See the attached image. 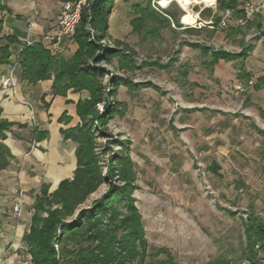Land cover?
Returning a JSON list of instances; mask_svg holds the SVG:
<instances>
[{
	"label": "rangeland",
	"instance_id": "374dc122",
	"mask_svg": "<svg viewBox=\"0 0 264 264\" xmlns=\"http://www.w3.org/2000/svg\"><path fill=\"white\" fill-rule=\"evenodd\" d=\"M216 7L215 1L191 3L196 21L190 24L178 0H114L105 37L94 40L99 52L116 50L110 62L96 64L103 78L102 100L94 109L100 115L112 104L118 111L103 124L93 121L88 147L104 181L73 214L110 184H123L116 176L122 165L111 156L124 155L130 160L128 195L147 239V263L156 261L152 255L159 248L176 264L240 258L251 213L264 220V130L256 125L264 113L248 91L253 81L243 74L248 55L250 62H264V35L258 41L264 25L213 29L212 15H221ZM243 49L246 57H240ZM216 51L230 58L213 63ZM111 76L130 84L111 94ZM71 91L79 93L75 127L82 124L76 102L88 99L90 91ZM109 167H115L114 177H107Z\"/></svg>",
	"mask_w": 264,
	"mask_h": 264
},
{
	"label": "trees",
	"instance_id": "16d2710c",
	"mask_svg": "<svg viewBox=\"0 0 264 264\" xmlns=\"http://www.w3.org/2000/svg\"><path fill=\"white\" fill-rule=\"evenodd\" d=\"M113 1L86 0L81 7L80 19L72 37L78 48L69 58L51 53L40 42L23 46L16 58L21 68V77L29 83L52 77V91L56 94H65L67 89L90 91L88 99L76 102V113L81 117L82 124L60 129L65 138H70L76 143V166L72 177L60 180L51 192L48 191L47 185L42 184L34 198L30 224L22 238L31 264H176L163 248L153 253L152 256H157L156 261L146 262L149 253L147 239L141 216L128 195L130 160L124 155L114 153L111 156L122 165L116 176L118 182L123 184H110L108 191L100 198L94 199L88 207L73 214L76 206L83 203L104 181L95 157L90 154L88 147L94 137L93 121L103 124L107 116L118 111L112 104L100 115L94 109V104L102 100L98 92L103 78V71L96 64L100 61L110 62L116 52L114 49L99 52L101 47L94 43V40L105 37L107 16ZM243 1L216 0V8L221 13L230 9L233 17L245 19L243 25L262 28L261 13L254 14L250 19L245 18L241 8ZM220 17L218 13L212 15L213 29H219L217 24ZM243 25L231 28L239 29ZM263 35L264 30L261 31V36ZM247 55V49L240 53V57ZM9 56L7 46L0 47V61H8ZM229 56L223 51H216L212 54V62L219 59L228 60ZM243 74L249 76L246 70ZM108 81L111 94L116 92L119 85L130 84L127 79L117 76H111ZM60 119L66 120V123L69 121L65 114ZM7 125V122L0 120V126ZM37 136L38 139L43 138V135ZM105 154L109 159L108 153ZM8 155L6 147L0 143V168L8 163ZM114 169L115 167L107 169V177L115 176ZM113 200L122 204L124 213L118 209V204H113ZM54 205L57 207L53 208ZM251 214L253 225L245 226L247 246L242 256L237 259H215L207 264H240L243 260L249 261L250 264H261V256L264 254V220L254 213ZM72 215L71 221L66 220L67 216ZM162 253H166L165 256L158 258Z\"/></svg>",
	"mask_w": 264,
	"mask_h": 264
},
{
	"label": "crops",
	"instance_id": "0c3cea01",
	"mask_svg": "<svg viewBox=\"0 0 264 264\" xmlns=\"http://www.w3.org/2000/svg\"><path fill=\"white\" fill-rule=\"evenodd\" d=\"M62 1L0 0V47L6 45L10 51L8 61H0V120L8 123L6 127L0 126V143L9 154L8 163L0 168V255L10 263L22 256L27 258L22 238L41 185L53 191L60 180L72 177L76 166V143L65 138L60 129L77 122L74 112L79 93L71 89L65 94L54 93L52 77L27 82L21 77L16 60L26 41L35 39L51 53L65 58L73 54L77 45L72 39H43L45 34L54 32ZM261 23L263 27L264 22ZM246 59L248 78L253 81L248 91H253L258 99L254 102L261 107L259 112L264 113V62H250L249 55ZM10 74L15 80L14 88L3 85ZM63 114L70 117L67 123L60 119ZM260 117L256 125L264 130V115Z\"/></svg>",
	"mask_w": 264,
	"mask_h": 264
},
{
	"label": "built area",
	"instance_id": "2783aa9c",
	"mask_svg": "<svg viewBox=\"0 0 264 264\" xmlns=\"http://www.w3.org/2000/svg\"><path fill=\"white\" fill-rule=\"evenodd\" d=\"M83 4H84V0H63L60 4L59 11L57 14V20H56L54 32L45 34L43 36V39L49 41H51L52 39H72L75 33L76 26L80 19V11ZM241 8L244 12L245 18L250 19L256 13H264V0H259L257 2H253L251 0H244ZM244 22H245L244 18H235L233 17L232 11L230 9H225L221 13V17L217 24L218 25L217 27L223 29V28H227L229 25H231V23H234L235 25H243ZM35 41L37 40L36 39L28 40L26 41V44L30 45ZM249 83H251V81H249ZM3 85L6 87L14 88L15 86L14 77L10 74L3 81ZM25 103L28 104L31 109V105L27 102ZM31 119L32 120L34 119L33 115H31ZM0 264H31V263L28 255L27 258L25 256H22L18 261L13 263H10L5 256L0 255ZM242 264H250V262L242 261Z\"/></svg>",
	"mask_w": 264,
	"mask_h": 264
},
{
	"label": "bare ground",
	"instance_id": "6f19581e",
	"mask_svg": "<svg viewBox=\"0 0 264 264\" xmlns=\"http://www.w3.org/2000/svg\"><path fill=\"white\" fill-rule=\"evenodd\" d=\"M178 2L181 5V7L186 11L183 19L189 22L190 24H193L196 21V16L188 9L191 3H203L205 5H212L214 3V0H188L186 5L182 4L180 0H178Z\"/></svg>",
	"mask_w": 264,
	"mask_h": 264
}]
</instances>
